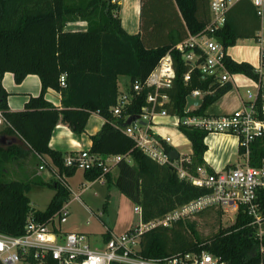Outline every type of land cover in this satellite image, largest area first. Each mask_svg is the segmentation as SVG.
<instances>
[{
	"label": "trees",
	"instance_id": "1",
	"mask_svg": "<svg viewBox=\"0 0 264 264\" xmlns=\"http://www.w3.org/2000/svg\"><path fill=\"white\" fill-rule=\"evenodd\" d=\"M210 1L143 0V30L130 35L121 23L120 0H0V111L8 126L0 134L17 136L28 150L0 147V234L23 235L30 213L40 221H47L71 198L66 182L55 181L50 183L55 195L47 209L34 211L29 194L34 185L47 183L31 178L26 181L8 180L3 164L35 153L48 157L63 178L72 177L78 168L66 166L65 156L51 149L50 141L60 123L77 135L83 134L92 114L100 115L105 123L100 132L91 137L90 153L103 159L109 156L124 158L116 167V176L103 174L101 168L95 167L85 171V178L92 182L104 178L114 185L142 208L143 222L163 218L209 193L206 188L181 180L173 169L156 163L136 149L135 141L114 124L127 128L130 126L127 124L129 117H137L144 112L149 94L155 92L154 87H147L145 83L167 55L172 58L175 79L170 89L159 90L169 97V102L158 110L165 109L171 116L179 118L204 116L210 113L208 110L213 104L234 88L232 82L220 83L217 77H203L199 70H194L191 80L186 82L184 77L190 66L175 49L184 39L179 26L185 27L186 34L188 31L196 35L209 24ZM170 5L177 11L175 18L169 14ZM166 10L168 17L165 18L161 11ZM146 12L152 17L146 18ZM75 21L87 22L88 30L66 31L67 24ZM260 29L261 21L250 0H240L227 13L226 25L214 38L227 52L225 64L231 75H244L260 81L261 77L252 65L237 62L228 55V50L239 39H255ZM147 33L155 35L156 46L147 44ZM6 73H12L17 84L29 75H37L41 81V94L31 97L23 111L12 112L8 106V93L2 83ZM62 75L66 76L64 87L60 81ZM121 76L130 80L131 103L120 117H116L111 109L120 95ZM136 81L143 85L141 91H134ZM49 89L61 93L63 109L46 100ZM196 90L204 93L202 105L186 112L187 99ZM259 103L262 104V100ZM179 130L192 147V163L186 168L194 172L197 167H206L214 173L204 159L208 150L205 140L209 134L185 126H180ZM164 146L167 152L175 150L171 145ZM239 154L242 156L244 150L240 148ZM263 159L264 137L252 144L249 163L260 166ZM256 232L251 218L243 209L233 225L221 228L207 239H201L195 225L185 218L169 227L159 226L146 232L141 239V254L147 259H166L206 252L228 264H262L264 240H259ZM110 238L106 236V242Z\"/></svg>",
	"mask_w": 264,
	"mask_h": 264
},
{
	"label": "built area",
	"instance_id": "2",
	"mask_svg": "<svg viewBox=\"0 0 264 264\" xmlns=\"http://www.w3.org/2000/svg\"><path fill=\"white\" fill-rule=\"evenodd\" d=\"M116 1V0H115ZM240 0H211V20L204 30L196 35L188 33L187 38L177 45L190 70L185 74V81L191 80L194 70H199L203 77H217L220 83L232 82V75L225 64L227 52L214 35L224 28L227 13ZM258 18L261 29L257 32L255 42L259 49L261 69L264 66V0H250ZM256 70L260 77V70ZM175 79V70L170 55L165 56L159 66L151 74L145 85L154 87L155 92L149 94L148 106L144 112L127 128L119 124L114 127L121 129L135 141L136 149L143 152L156 163L173 169L181 180L196 187L206 188L209 193L190 203L177 208L163 218L146 223L143 222V211L135 207V213L140 216L141 223L128 232L111 236L100 249L95 248L87 235L82 233H64L61 227L68 222V205H65L56 215L47 221H40L30 213L21 236L0 234V264H228L209 253L180 254L173 258L147 259L141 254V239L152 229L169 227L174 222L199 214L207 209L220 208L225 212L238 215L243 209L251 218V225L257 229V237L264 240V159L260 166L250 165L252 144L264 137V84L257 83L256 90H248L242 106L226 115H194L179 118L171 116L165 109H160L169 102V97L159 92L160 89H170ZM61 85L66 86V76H61ZM134 91H141L143 85L136 81ZM204 93L196 90L189 96L192 99L203 100ZM188 97V98H189ZM131 103L129 91L119 95L117 104L111 109L116 117H120L125 107ZM198 107H191L190 112ZM156 116L173 117L174 123L180 126L199 129L210 134H230L239 139V147L244 150L242 158L245 164H239L223 171L210 173L206 167H197L191 172L186 165L192 163V156L178 153V159L173 160L171 152H167L165 144L171 145V139L153 132V119ZM131 117H129L130 119ZM128 119V120H129ZM127 120V121H128ZM5 123L0 111V124ZM173 152V151H172ZM123 156H109L105 159L83 151L65 158L66 166L88 171L95 167L101 168L103 174L116 168ZM261 251L264 253V247ZM264 264V262L262 263Z\"/></svg>",
	"mask_w": 264,
	"mask_h": 264
},
{
	"label": "rangeland",
	"instance_id": "3",
	"mask_svg": "<svg viewBox=\"0 0 264 264\" xmlns=\"http://www.w3.org/2000/svg\"><path fill=\"white\" fill-rule=\"evenodd\" d=\"M120 17L123 27L128 34L136 35L139 32V0L131 2L130 0H120ZM230 53L239 62H246L255 69H261L259 53L252 39L239 40ZM264 69V68H263ZM129 78L119 77V88L124 89L129 84ZM232 81L235 85L242 88L241 92L246 96L248 88L255 90L257 82L250 80L244 75H234ZM171 119V118H170ZM168 123V119L162 120ZM103 120L100 116L92 114L88 120L83 138L86 140L85 149L88 148L90 135L94 134L102 127ZM167 135L173 140V145L178 149V153L189 155L192 151L191 145L186 138L177 130L167 127ZM73 132V138L78 140V136ZM77 136V137H76ZM60 149L71 148L70 138L62 141ZM229 164H245V160L240 156L238 149L227 148L224 151ZM65 156L66 153L62 152ZM68 157V156H66ZM35 165L18 167L17 164H3L8 171V180H40L47 185H34L29 194L31 208L34 211H45L54 196V191L50 183L55 181L63 183L69 187L71 198L68 205L69 218L67 224L62 229H67L71 225L78 226L93 241L91 244L96 248L102 247L103 235L108 229H114L119 236L127 231L131 226H137L141 223L139 215L135 214L134 204L128 197L123 195L114 185L107 181H95L94 183L85 178V171L78 169L72 177H62L57 169L49 164L46 157H39ZM23 171V172H22ZM25 171V172H24ZM31 172V174H30ZM116 170L112 173L116 176ZM236 216L234 213L225 212L220 208L207 209L199 214L192 215L187 219L195 225V229L201 239H207L218 233L221 228H228L234 224ZM91 242V241H90ZM99 249V248H98Z\"/></svg>",
	"mask_w": 264,
	"mask_h": 264
},
{
	"label": "crops",
	"instance_id": "4",
	"mask_svg": "<svg viewBox=\"0 0 264 264\" xmlns=\"http://www.w3.org/2000/svg\"><path fill=\"white\" fill-rule=\"evenodd\" d=\"M130 1L133 2L136 0H130ZM119 3H121V2H119ZM142 6H143V0H139L138 7H139L140 25H139V32L137 34L142 32L143 24H144L143 22L145 20V16L142 15V12H143ZM174 13L176 14L177 11L174 9V7L172 5H170L169 14L174 16V18H175L177 15H175ZM167 14H168L167 10L164 12L161 11V15L163 17L166 18ZM119 15H120V12H119ZM178 15L180 16L179 12H178ZM147 17L151 18L152 17L151 13L146 12V18ZM210 20H211V13H210ZM177 21L180 22V18ZM121 23H122V21H121ZM179 27H180V31L182 32V35L184 36V39L182 41H180L177 45L182 43L187 38L188 33H189L187 30H186L187 34L185 33V27H183V26L182 27L179 26ZM123 28L125 29V27H123ZM65 30L71 31V32H86L88 30V24L85 21L70 22L69 24H67ZM125 31H126V29H125ZM167 35H169V33H167ZM146 38H147L146 42L149 46L152 47V46H156L158 44L154 34L147 33ZM239 40H248V39H239ZM252 40L254 41L256 49L258 50V53H259V49L256 45L255 39H252ZM230 50H231V48L228 50V55L232 59L237 61L234 58V56L230 53ZM259 60H260V56H259ZM237 62H239V61H237ZM263 68H264V66L260 70V74H261V82H263V84H264V69ZM232 78H233V75H232ZM2 83H3V87L5 88V90L8 93L7 102H8V106L12 112L23 111L25 109V105L29 101V99L31 97L39 96L42 92L41 81L37 75H29L20 84H17L15 81L14 75L12 73H6L3 76ZM129 85H130V81H129V84L126 86V88H124V89L119 88L120 95L128 92ZM233 86H234V88L230 92L225 94L222 98H220L215 104H213L209 108L208 112L215 114V115H226V114H230V113L238 110L242 106L243 100H245L246 96L241 92L242 88L238 87L234 83H233ZM257 86H258V84H257ZM248 90H254V89L248 88ZM255 90H256V88H255ZM45 97L49 103L53 104L55 107H57L59 109H63L62 95L60 92H57L53 89H49L47 91ZM263 103H264V101H263ZM95 115L100 116L98 114H95ZM164 119H168L169 122L168 123L163 122L162 120H164ZM102 120H103V124H102V126H103L105 123V119L102 118ZM174 122L175 121H174L173 117L156 116L153 119V132L157 133V134H159L165 138L169 137L172 141L171 146H173L175 148V150L178 152V149L173 145L172 138L167 135V131H169L167 129V127H171V128L180 132V130L177 128V126ZM7 127L8 126L5 123L0 124V133L3 131H6ZM101 128H100V130H101ZM100 130H98V131L96 130L94 132V134L90 135V139L88 141V146H87L88 148L85 149L86 140L83 138V136L82 135L78 136V137L76 136L78 138V140L73 138V131L68 126L60 123L57 125V127L55 128V130L53 132V135H52V138L50 141V148L55 150V151L65 152L66 153L65 158H66V156L76 155V154L83 152V151H90L91 146H92L91 137L96 135L97 133H99ZM68 138H70V141H71V148H68L66 150L60 149L59 147H60L62 141H64L65 139H68ZM186 140L191 145V143L189 142V140L187 138H186ZM205 142L208 146V150L205 153L204 159H205L206 165L209 169H212L214 172H219V171H223L225 169L234 167V165L229 164L227 158L224 155V153H225L224 151L227 150V148H235V149L237 148L239 151V149H240L239 139L237 137H235L234 135H230V134H210L206 138ZM0 147H2L4 149H11V148L15 149L17 147L18 148L20 147V148H23V151L28 152V150L22 145V143L20 142V140L18 139L17 136L6 134V133L0 134ZM188 156H190V157L192 156V151ZM46 158H47L49 164L52 165L51 160L48 157H46ZM36 159H38V155H36L35 153H29L23 157H20V156L17 157V159L14 162H16L15 164H17V166L19 168L24 167L25 164H27L29 166L35 165V168L36 167L38 168L39 163L38 162L36 163ZM14 162H11V163H14ZM115 170H116V168L112 169V171L110 173H113ZM30 174H31V172H30ZM98 181H106V179L103 178V179H100ZM54 195H55V192H54ZM67 205H69V203ZM62 227H61V230L64 233L76 232V233L87 234V233H84L85 230H82L78 226L71 225L67 229H62ZM134 227L135 226L129 227L126 232H128L129 230H131ZM114 235H116L114 229L109 228L108 232H106L103 235V242L104 243L106 242V239H105L106 236L111 237ZM88 238L92 243L93 241L91 240V237H88ZM102 247H103V245H102ZM102 247H98V248L100 249Z\"/></svg>",
	"mask_w": 264,
	"mask_h": 264
},
{
	"label": "water",
	"instance_id": "5",
	"mask_svg": "<svg viewBox=\"0 0 264 264\" xmlns=\"http://www.w3.org/2000/svg\"><path fill=\"white\" fill-rule=\"evenodd\" d=\"M188 103L186 106V111H188L191 107H200L202 105L203 100H201L200 98H196V99H192V98H188ZM137 119V117H131L128 121L127 124L131 125L133 124V122ZM178 153L176 151L171 152V157L173 160L178 159Z\"/></svg>",
	"mask_w": 264,
	"mask_h": 264
}]
</instances>
